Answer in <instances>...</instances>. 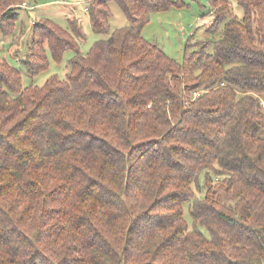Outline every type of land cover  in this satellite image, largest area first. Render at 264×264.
I'll use <instances>...</instances> for the list:
<instances>
[{
	"label": "trees",
	"instance_id": "obj_1",
	"mask_svg": "<svg viewBox=\"0 0 264 264\" xmlns=\"http://www.w3.org/2000/svg\"><path fill=\"white\" fill-rule=\"evenodd\" d=\"M23 1L0 0V41ZM84 1L89 51L41 18L20 61L71 50L65 77L24 87L0 43V264H264V0H208L181 62L144 30L185 0Z\"/></svg>",
	"mask_w": 264,
	"mask_h": 264
},
{
	"label": "rangeland",
	"instance_id": "obj_2",
	"mask_svg": "<svg viewBox=\"0 0 264 264\" xmlns=\"http://www.w3.org/2000/svg\"><path fill=\"white\" fill-rule=\"evenodd\" d=\"M28 2L29 8L26 10L21 8L19 11L20 18L17 23V29H19L17 32L20 34L17 35L18 38L13 44H11V38L0 41L4 45L2 56L9 58L12 65L20 67L23 71L24 87L31 84L43 85L53 74L65 77L69 69L68 61L74 56V52L68 50L61 64L56 63L50 57L48 70L41 72L36 77L27 75L20 61L26 57L35 20L49 18L66 29L70 27V20L77 21L87 36V39L80 44L83 53L89 51L95 41L101 37L91 29L89 16L84 10L87 6L84 0H28ZM185 2L187 6L184 8H173L166 12L153 13L150 24L144 30V36L147 39L158 44L169 56L180 62L184 59L189 38L194 35L192 42L204 39L207 35L206 28L212 22L208 0H185ZM110 6L113 13V17L110 19L112 31L128 25V19L120 7L114 2ZM237 12L242 14L241 9L237 8ZM181 27L184 29L181 30ZM196 192L198 195L201 194ZM185 216L190 222L191 217L187 206Z\"/></svg>",
	"mask_w": 264,
	"mask_h": 264
},
{
	"label": "built area",
	"instance_id": "obj_3",
	"mask_svg": "<svg viewBox=\"0 0 264 264\" xmlns=\"http://www.w3.org/2000/svg\"><path fill=\"white\" fill-rule=\"evenodd\" d=\"M21 8L23 9H28L29 8V2L28 0H24L22 3H21ZM85 11H88V8H85ZM34 24V23H33ZM203 92V90H199V91H196L193 95L194 99H196L201 93Z\"/></svg>",
	"mask_w": 264,
	"mask_h": 264
},
{
	"label": "crops",
	"instance_id": "obj_4",
	"mask_svg": "<svg viewBox=\"0 0 264 264\" xmlns=\"http://www.w3.org/2000/svg\"><path fill=\"white\" fill-rule=\"evenodd\" d=\"M85 10V9H84ZM181 30H182V27H181Z\"/></svg>",
	"mask_w": 264,
	"mask_h": 264
}]
</instances>
